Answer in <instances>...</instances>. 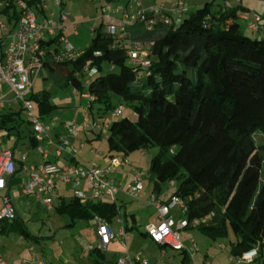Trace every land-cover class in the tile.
Here are the masks:
<instances>
[{
	"label": "trees",
	"instance_id": "1",
	"mask_svg": "<svg viewBox=\"0 0 264 264\" xmlns=\"http://www.w3.org/2000/svg\"><path fill=\"white\" fill-rule=\"evenodd\" d=\"M25 1L40 21L48 18L45 0ZM24 8L19 0H0V19L12 29ZM245 10L231 0H211L179 20L169 14L167 23L163 15L155 17L147 8L126 25L121 37L106 31L102 20L89 45L73 60L53 59L60 48L59 35L44 39L43 73L59 89L86 87L93 97L91 113L95 108L108 110L113 95L120 96L121 105L130 106L136 118L124 116L110 123V156L127 157L157 147L150 166L153 191L159 193L164 184L175 182L171 198L183 199L186 228L194 226L212 238L226 237L231 229L235 240L230 242V254L256 248L260 255L252 264H264V119L247 123L238 116L239 100L227 75L233 70L243 78L250 76L258 88L254 94L264 98V36L243 33ZM153 18L157 21L150 29ZM134 43L148 50L147 65L131 62ZM85 68L97 69L88 85ZM29 98L41 118L57 108L48 90L31 92ZM24 110L21 105L19 110L0 112V127L18 129L25 122L30 126V120L21 116ZM30 137L36 146L39 140ZM55 208L70 213L73 221L100 216L110 225L119 213L114 202L76 195L62 198ZM0 220L6 233L32 236L24 220ZM125 229L129 230L127 224ZM90 253L95 264H116L120 257L108 258L99 248Z\"/></svg>",
	"mask_w": 264,
	"mask_h": 264
},
{
	"label": "rangeland",
	"instance_id": "2",
	"mask_svg": "<svg viewBox=\"0 0 264 264\" xmlns=\"http://www.w3.org/2000/svg\"><path fill=\"white\" fill-rule=\"evenodd\" d=\"M62 1L65 2L66 6L64 10L69 13V19L66 22L67 28L65 30L67 41L60 43V48L71 46L75 49H84L91 42L95 34V28L100 25L103 17H105L103 9L105 4L110 1ZM207 1L211 0H192V3L201 6ZM221 1L222 0H216V3H220ZM231 2L234 4L241 3L240 0H231ZM242 2L244 6H246V10L244 11L245 14L253 16L254 13H258L264 16V0H242ZM110 3L112 5V2ZM118 5H121L122 9ZM129 5H131L130 7H132V5L136 7L132 9L129 8ZM112 6L114 11L121 9L122 12L125 11L124 13L129 15L127 17V22H132L133 16L138 14V12L144 8L140 7V0H114ZM45 9L48 18L44 19L43 22H47L49 19H57L63 8L56 4V0H45ZM195 9L196 7H192L190 11ZM0 21H4V19L1 18ZM241 28L245 35L252 37L256 36V33L250 29L248 22L242 18ZM9 30L10 28L7 27L5 30L1 31L3 47L8 44ZM259 36H264V32L262 34L259 33ZM229 49L232 50L231 48ZM104 67L105 70L108 69V64ZM227 75L229 82L235 87L239 100L238 116L247 123L254 122L255 118L264 119V98H257L254 94L258 91V88L250 81V76H248L249 78H243L233 70H229ZM39 88L40 81L35 85V89ZM48 89L52 93L51 99L53 103L57 102L64 105L71 102L74 103L65 95L66 90L64 91L54 86H49ZM0 93L3 94L5 100H15L12 104L14 109H21V101L16 98L15 93L6 82L0 84ZM66 98H68V100H66ZM112 101L113 106L106 111L103 109L99 112L95 108L92 113L89 112L91 123L95 121L104 125L111 123L114 119H120L124 116L136 118V114L130 106L125 105L124 111L119 109V106L123 102V99L120 96L113 95ZM84 103L85 102L82 104ZM1 105H3V103H0V106ZM84 105H80V110L75 107V104L68 107H61L59 109L60 115L64 116L68 125H71L73 124L74 115L77 117L82 114L81 119H83V114L86 113V111H84L85 113L83 112ZM21 116L25 120L28 119L26 110L22 111ZM90 126L93 127L92 124H90ZM25 128L26 127H24L23 130L26 131ZM93 129L96 128L93 127ZM97 130L98 129H96V131ZM80 132L82 133L84 130L82 129ZM2 133L3 132L0 130V143L3 144L4 147L5 144L1 137ZM93 140V142H95V148H100V142L96 139ZM102 146L106 148V142H104V145ZM21 147L23 148L22 145ZM21 147L18 149L20 150ZM157 151V147L144 151L136 150L130 155L132 159L137 157V161H130V155L127 157V161L132 164V167H135L144 173V189L140 192L139 197L136 198L123 192L118 193L117 205L121 209V217L123 221H119L120 215L118 213L117 217L112 222V227L117 233L120 229L125 228V225L127 224L129 228L127 231V234L129 235L128 244L132 256L136 252L142 251L144 256L152 264H191L190 260L187 261L185 259L187 254L183 251L169 249L166 255L163 256L160 247L151 240L146 231L148 223L155 221L158 216L155 206L151 203L153 195L156 196L158 200L168 201L175 190V187L169 182L163 185L162 190L159 193L153 191L150 179V166ZM118 156L121 159L123 158L122 153H119ZM138 160H141V162ZM130 164L128 163L127 165ZM118 169L119 170H117L114 176H117L118 173L121 172L120 170H124L125 166L120 165L118 166ZM121 178L117 177L116 182L127 184V182L124 181L125 177L123 173ZM66 186L68 187L66 196L69 197V193L72 191L69 188L70 185ZM22 195L27 201L26 214L25 216L21 215L17 217L26 221L32 236L26 238L21 233L15 231L6 233L2 230L4 222L0 220V254L4 256V259L8 264H22L24 259L28 261L27 264H95L92 258V253H90L89 250L90 244L97 245L98 243L97 222L94 218H77L73 221L70 213H61L55 208L58 203L54 202L55 204H53V208L49 209L47 205L42 203L41 199L32 195ZM15 198H17V196H15ZM171 214L173 215L174 220L177 221L183 216V210L179 205H175L171 209ZM125 220H127V222ZM8 221L11 223L13 220ZM181 236L182 242L187 248L188 255L190 253L194 255L196 264H204L207 261L211 264H252L248 262L238 263L236 260H230V242L232 239L235 240L234 232L231 229H229L226 237L212 238L196 227L190 226L181 231ZM192 240L195 241V246ZM121 241H123V239L119 237L117 241H113L110 244V247L106 251V256H108V258L118 257L124 254V247ZM222 246H225L226 249H222Z\"/></svg>",
	"mask_w": 264,
	"mask_h": 264
},
{
	"label": "built area",
	"instance_id": "3",
	"mask_svg": "<svg viewBox=\"0 0 264 264\" xmlns=\"http://www.w3.org/2000/svg\"><path fill=\"white\" fill-rule=\"evenodd\" d=\"M188 0H176L172 5L165 6L164 4L155 5L150 9L153 11L155 17L163 15L165 22H170L171 17L175 20H179L181 15L189 11L187 5ZM62 0H56L58 6L62 5ZM19 4L25 7L17 25L8 31V44L4 50L3 55L0 57V78L5 81L11 90L15 93L23 107L25 108L32 128L35 132V136L38 140H42L46 131L41 117L36 113L34 102L29 98L32 92L34 81L43 71L44 59L47 55V48L43 45V40L59 35L60 43L66 42L65 30L67 28L66 22L69 19V13L62 9L57 19H49L47 22L40 21L36 13L26 7L25 0H19ZM230 5V3H227ZM104 16H108L113 13V7L107 3L104 6ZM146 9H141L138 14L144 12ZM166 13V14H165ZM135 14L132 18V22L136 20ZM127 15L125 18L120 19L118 22H112L106 24V31L115 36H123L127 22ZM242 19L248 22L250 29L254 33L264 32V21L262 15L254 13L253 16L248 14H242ZM156 18H153L148 23V28H152L156 23ZM9 27L3 21H0V29L5 30ZM54 50V49H52ZM83 53V49H75L71 46L66 48H59L53 53V59L56 61L73 60L79 57ZM148 50L140 43H134L132 49L129 51L130 60L134 65H147L149 63ZM86 78V84L90 82V77L97 73L96 68H85L84 70ZM91 96V95H90ZM91 100L93 97L91 96ZM120 110L124 109L123 105L119 106ZM89 110H86L84 125H90L94 128H101L102 125L99 122H92L89 118ZM78 125L73 123L67 126L68 134H72L76 131ZM108 130L107 128L105 129ZM61 141L66 144L67 138L62 137ZM40 151H43L42 147H39ZM64 150L63 146L59 145L57 152L60 154ZM144 153V152H143ZM26 156H23V160ZM126 157L122 159L119 156L113 158V166L128 164ZM115 168L102 166L98 162H93L90 165L86 164H66L59 166L52 162H44L41 164H32L29 167V178L22 185V190L25 195H36L40 197L43 195L42 202L48 206L53 207L52 193L59 182H72L77 185L82 179H86L89 185L90 197L99 201H110L118 203L117 195L119 192H123L131 197H139L140 192L144 189V173L135 170L131 182L123 184L117 183L111 176ZM16 172V163L14 154L11 150H5L0 153V189H3L7 184V179L14 175ZM174 186L175 182L170 181ZM74 195L87 199V195L84 191L76 189ZM3 205L0 208V219L12 220L17 217L16 207L9 195L4 197ZM151 203L157 210V222L149 223L146 226L147 234L151 240L157 244L163 256L167 251L177 250L183 251L187 255V248L182 242L181 231L186 228L188 221L185 218L174 220L171 214V209L175 205H179L182 209L185 206L183 199L178 196H173L169 202H163L158 200L153 195ZM119 221H123L121 217V209L118 207ZM97 222V245L90 244L89 250L99 248L102 250H108L112 241L118 240L120 237L124 247V254H122L116 264H152L143 254L142 251L136 252L133 256L130 254V247L128 244L129 235L125 228L120 229L117 233L113 229L112 225L107 223L102 217L96 216ZM194 223H198L195 220ZM194 246L195 241L192 240ZM222 249H226L222 246ZM264 254V250H263ZM260 255L258 249L253 248L245 251L240 255H230V260H236L238 263L248 262L253 263ZM191 264H196L194 255L190 253L188 255V261ZM27 260H23L22 264H27ZM0 264H8L4 257L0 254ZM204 264H211L205 262Z\"/></svg>",
	"mask_w": 264,
	"mask_h": 264
},
{
	"label": "crops",
	"instance_id": "4",
	"mask_svg": "<svg viewBox=\"0 0 264 264\" xmlns=\"http://www.w3.org/2000/svg\"><path fill=\"white\" fill-rule=\"evenodd\" d=\"M108 1L112 2V5H113L114 0H108ZM175 1L176 0H140V7H144V9H147V8H151V7L158 5V4L159 5L164 4L165 6L168 7V6L172 5ZM240 1H241V4L244 5L242 0H240ZM62 2H63V4L61 7L64 9L66 5H65L64 1H62ZM231 3L234 4L233 2H231ZM187 5L189 7V11L192 7H196V8L198 7L197 4L192 3V0H188ZM118 6L121 7V9H122L121 5H118ZM130 6L131 5H129V8H132V9H134L136 7V6L134 7V5H132V7H130ZM137 7H138V5H137ZM121 9H119V10L117 9V10L113 11V13H111L109 15V17L108 16L103 17V20L105 21V23L106 24L112 23V22L116 23L120 19L125 18L128 14L124 13L125 11L122 12ZM262 17H264V16H262ZM263 21H264V19H263ZM1 31L2 30L0 29V41L2 42ZM65 34H66V32H65ZM5 48H6V46L3 47V44L0 43V57L3 55ZM239 75L242 76V74H239ZM86 78H87V75H85V79H84L85 85H87L86 84ZM39 81H40V88L35 89V85ZM3 82H5V81H3L0 78V84ZM49 86L56 87L52 83V81L45 78L44 73L42 71L41 73H39V75L37 76V78L34 81L32 92H37V91H41V90H48L51 94V97H52V93L48 89ZM61 90H64V91L66 90L65 95L69 99H71L74 103L71 102V103L64 105V104H59L56 102L54 104L57 106V108L55 110H53L52 112H50L49 114L42 116L41 119H42L44 125L46 126V131H45V134L43 136V139L39 140L37 142L36 146H34V144L31 143V139H30L31 138L30 136L35 135V132L33 131L32 125L28 126L27 122L19 125L18 126L19 130L18 129H12V130L3 129L0 127V130L3 132L1 137H2V140L4 141V144H5L3 147V144L0 143V153L5 151V150H11L14 154V159H15V163H16V172L14 173V175H12L11 177H9L7 179L6 186L3 189H0V208L3 205L4 197L9 195L11 197L15 207H16L17 216H21V215L25 216V214H26L27 201L24 199V197H22L23 196L22 194H24L23 190H22V185H24V183L29 178V167L32 164H41L44 162H52V163H55L59 166H63L66 164L90 165L93 162H98L102 166L115 168L111 174V176L113 177V179L115 181H116L117 177L121 178L122 173H123V175L125 177L124 181H126L127 183L131 182L135 170H138L135 167H132V164H130V162H129V164L131 166L127 165V164L123 165V166H125V169L120 170L122 173L119 172L117 176H114L116 174L117 170H119L118 166H120V165H118L117 167L113 166V158L115 156H110L109 149H108V143H107L108 130L106 131L105 129L106 128L108 129L110 123L102 125L101 128H96V129H98L96 131V129H93V127H91L90 125H87V126L84 125L85 114H83V119H81L82 114L80 116H77V117H76V115H74L72 123L77 124V122H78V124H77L78 128L76 129V131L74 133L68 134V130H67V126H69L67 124L68 122H66V119H64V116L60 115L59 109L61 107H68V106L75 104V107L79 108V110H80L81 109L80 105L85 104L83 106V112H84L88 109V105H89V101L91 100V96H90L89 92L87 91L86 87L83 88L82 90L75 89L74 87H68V88L61 89ZM68 98H66V100H68ZM51 101H52V99H51ZM14 102H15L14 99H6L5 100L3 94L0 93V103H3V105L0 106V112H8V111L17 110L16 108L14 109L12 107V104ZM83 102H85V103L82 104ZM4 103H6V104H4ZM61 103H65V102H61ZM123 106H124V109L122 111L125 110V105H123ZM35 110L37 113L38 112L37 109H35ZM72 112H74V111H72ZM27 120H29V117ZM79 120H80V122H79ZM24 127H26L25 128L26 131L23 130ZM82 129L84 130V132L81 133L80 130H82ZM62 137L67 138L66 144L61 141ZM93 139H96L100 142V146H99L100 148H95V146H94L95 142H93L94 141ZM104 142H106V146H107L106 148H104L102 146V145H104ZM21 145L23 146V148L21 147ZM59 145L63 146V148H64V150L60 154L57 152ZM19 147H21L20 150L18 149ZM39 147H42L43 151H40ZM118 155H119V153L116 154V156H118ZM23 156H26L25 160H23ZM129 157H130V161H137V159H138L137 157H134L132 159L131 155ZM138 161L141 162V160H138ZM66 185H70L69 188L72 191L69 193L70 194L69 196L74 195L75 190L79 189V190L84 191L87 195V199H83V200L92 199L90 197V190H89L88 182L86 179H82L77 185H75L72 182H59L58 185L56 186V188L54 189L53 193H52L53 204L58 203L62 198H68L66 196V194L68 192V190H67L68 187ZM20 192H21V194H20ZM15 196H17V198H15ZM28 196H30V195H28ZM32 196L41 199V201L43 199V195H41L40 197H37L36 195H32ZM52 208H49V209H52ZM157 220H158V217L156 218L155 221H151L149 223L157 222ZM25 223H26V221H25ZM109 247H110V245H109Z\"/></svg>",
	"mask_w": 264,
	"mask_h": 264
}]
</instances>
